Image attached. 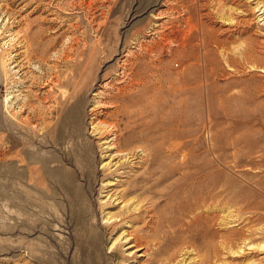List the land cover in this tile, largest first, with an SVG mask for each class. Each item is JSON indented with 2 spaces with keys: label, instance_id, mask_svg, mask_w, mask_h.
<instances>
[{
  "label": "rangeland",
  "instance_id": "obj_1",
  "mask_svg": "<svg viewBox=\"0 0 264 264\" xmlns=\"http://www.w3.org/2000/svg\"><path fill=\"white\" fill-rule=\"evenodd\" d=\"M150 159L203 166L197 219L126 194ZM153 200L175 264H264V0H0V264H138Z\"/></svg>",
  "mask_w": 264,
  "mask_h": 264
},
{
  "label": "bare ground",
  "instance_id": "obj_2",
  "mask_svg": "<svg viewBox=\"0 0 264 264\" xmlns=\"http://www.w3.org/2000/svg\"><path fill=\"white\" fill-rule=\"evenodd\" d=\"M146 84V83H145ZM152 86V85H151ZM154 86V85H153ZM147 87H148V84H147ZM151 89V91H152V89H155V92L154 93H152L153 94V97L155 96H159L161 93H162V95H164L165 96V94H170V92H172L171 90V88H165V86H164V84H162V83H159L158 85H156V86H154V87H151V88H149V90ZM137 91V90H136ZM143 92V91H142ZM153 92V91H152ZM138 93H140V96H141V91L140 92H135V98L137 97V98H139L140 99V96H139V94ZM173 93V92H172ZM138 94V95H137ZM161 95V96H162ZM171 95V94H170ZM143 96V95H142ZM160 96V97H161ZM148 97V96H147ZM132 98V97H131ZM162 98V97H161ZM155 99V98H154ZM169 99H170V97H169ZM172 99V98H171ZM142 100V99H141ZM159 100V99H158ZM164 100V99H163ZM162 99H161V101H160V107H161V111L162 110H164V109H166V111H171V110H173V108H172V106H170V104H167V103H163L162 101H163ZM168 100V99H167ZM145 101V100H144ZM173 101V100H172ZM153 102V101H152ZM158 102V101H157ZM171 102V101H170ZM145 103H148V102H146L145 101ZM173 105V104H172ZM175 105V104H174ZM140 110V109H139ZM153 111V109H150V110H148V112L146 113V115H151L152 114V111ZM143 111H144V109H143ZM138 112V111H137ZM139 113H142V112H139ZM162 113V112H161ZM166 113V112H165ZM154 114H155V112H154ZM141 115V114H140ZM144 115V114H143ZM143 117V116H142ZM164 120V119H163ZM141 122V121H140ZM135 126V125H134ZM147 128V127H146ZM155 128H156V126H155ZM149 131H153L154 130V127L152 126H150L149 127ZM133 131V130H132ZM137 133V132H136ZM142 133V132H141ZM140 133V134H141ZM151 135H152V133H151ZM139 139L141 138V137H138ZM146 138V137H145ZM133 139V138H132ZM152 140V139H151ZM148 146V145H147ZM146 146V147H147ZM143 147H145V146H143ZM156 147V146H155ZM153 148V147H152ZM145 149V148H144ZM144 149H138V150H141V151H144ZM147 149V148H146ZM145 149V150H146ZM150 149H151V146H150ZM152 150V149H151ZM150 150V151H151ZM154 151V150H153ZM152 152V151H151ZM142 153V152H141ZM146 154H147V151H146ZM156 153H154V155H155ZM144 156H145V153H144ZM151 156V155H150ZM156 156V155H155ZM147 157V156H146ZM153 157V156H152ZM167 158V157H166ZM146 160V159H145ZM144 160V161H145ZM149 162H148V164L146 163V167H145V173H146V175L145 176H140L139 178H138V183H136L134 186H132V188H130L129 190H128V192H126V194H130V193H133V192H135V191H138V190H140V191H142V192H149V193H153V196H155V197H157L158 199L159 198H168V197H173V198H177V203H178V205H177V211L178 212H180L181 213V215H187L188 217H189V214H196V216H195V219H197V215H200V212L203 210V176L201 175V173H203V166H196V167H194L193 166V168L192 169H189V170H185V168H187V166H185V164H178V165H176L175 167H171L170 169H169V172H166V173H164L163 171H162V169L159 167V166H157L153 161H152V159H150V160H148ZM157 163V162H156ZM130 167V166H129ZM163 167V166H162ZM120 168H122V167H120ZM165 170V169H164ZM134 172V171H133ZM175 175H178L177 177H175V179L174 180H172V181H175L173 184H174V187H170L169 188V191H167L166 193H158V192H155L154 191V187L155 186H158L159 184H161V183H164L165 181H167V180H169L172 176H175ZM171 181V182H172ZM140 183H142V184H140ZM194 183V185H196L195 183H198L199 185H200V187L199 186H197V187H199L198 189H197V187L196 186H194V185H192V186H194L196 189H192V188H190V185L191 184H193ZM163 185V184H162ZM165 185V184H164ZM160 189V188H159ZM163 189V188H162ZM161 189V190H162ZM156 190H158V189H156ZM150 195V194H149ZM122 196V195H121ZM145 196V195H144ZM143 196V197H144ZM148 196V194L146 195V197ZM189 196H191L190 198H189ZM138 198H139V196H137ZM136 197V198H137ZM142 197V196H141ZM192 198V199H191ZM156 200V199H155ZM170 200V199H169ZM150 201H152V200H150ZM174 201H175V199H174ZM144 202V201H143ZM149 202V201H148ZM168 202V201H167ZM170 202V201H169ZM169 202H168V204H169ZM172 202V201H171ZM175 202V203H176ZM161 204V203H160ZM158 202H154V200H153V202H152V204H151V206H150V208H148V210L149 211H154V210H156V213L158 214V207H159V205H160ZM206 204H207V202H206ZM166 206H168V205H166ZM170 206L171 205H169V208H170ZM142 207V206H141ZM144 207V206H143ZM161 207H163L162 205H161ZM147 208V207H146ZM145 208V209H146ZM166 208V207H165ZM130 209V208H129ZM129 209H127V212H128V210ZM139 209H140V207H139ZM171 209H172V207H171ZM135 210V209H134ZM134 210H132V213L134 212ZM147 210V211H148ZM140 211V210H139ZM167 211V210H166ZM123 212H125V211H123ZM137 212H138V210H137ZM137 212H136V214H137ZM155 213V212H154ZM163 213V212H162ZM172 213V212H171ZM140 214H141V212H138V214L136 215V216H134V217H141V220H142V216H140ZM179 214V213H178ZM118 215H119V213H118ZM152 215H153V213H151L150 215H148V216H150L151 217V219L150 220H152ZM172 215H173V213H172ZM202 215H203V213H202ZM170 216V215H169ZM178 216V215H177ZM176 216V217H177ZM117 217H119V216H117ZM171 217H174V216H171ZM190 217H191V215H190ZM168 218V217H167ZM167 218H163V216L161 215V214H158L157 215V219H158V224H157V226H156V228H154V231H153V233L151 234V235H148L149 236V238L146 236V237H144V235L143 236H140L139 235V233H141L142 231H144L145 230V228H144V226H143V228H141V229H139L138 230V232H136V227L134 228L133 227V230L135 229V233H134V231L132 230V228H131V230L133 231V233H127V235H128V238L127 239H124V240H128V241H132L131 242V244L129 245V247H134V254H135V251L136 252H139V254L137 255L136 254V256L137 257H141L143 260L142 261H140V260H138L137 262H138V264H173L174 263V258H175V254H176V251H173V253H170L169 252V250L174 246V244H176V243H178V242H180V241H176V240H178V239H174V237H175V235L177 234V233H186L188 230H190L191 228H168V230H169V232H164V231H162V230H160V228H159V225H160V223H163V222H165V221H167L168 223L166 224V225H164V227H166V226H172L173 225V222L171 221V219L169 220V219H167ZM179 218H180V214H179ZM181 218H182V216H181ZM180 218V219H181ZM187 218V217H186ZM131 219H133V218H131ZM135 219V218H134ZM140 219V218H139ZM149 219V218H148ZM156 219V220H157ZM180 219H178V220H180ZM200 219V218H199ZM118 220V219H117ZM126 221H127V219H125ZM184 220V219H183ZM116 221V220H115ZM125 221V222H126ZM186 221V220H185ZM184 221V222H185ZM195 222H197L198 220H194ZM128 222V221H127ZM179 222H182V221H179ZM145 223V222H144ZM154 223V222H153ZM141 224H143V223H141ZM140 225V224H139ZM138 225V226H139ZM144 225V224H143ZM185 225V224H184ZM164 227H162V228H164ZM161 228V229H162ZM153 229V228H152ZM172 230V231H171ZM127 231V230H126ZM130 231V230H129ZM145 232V231H144ZM143 232V233H144ZM151 232V231H150ZM171 232H174L175 233V235H173V234H171ZM126 234V233H125ZM187 235V237L189 236L188 234H186ZM192 237H195V235H193ZM186 237H183V239H185ZM200 238H201V236H200ZM179 239H180V235H179ZM182 239V240H183ZM194 239V238H193ZM196 239H197V237H196ZM190 240H191V237H190ZM189 239L188 240H186V242L188 243L189 241H190ZM200 241V240H199ZM195 242V241H194ZM196 243H198V242H196ZM198 245V244H197ZM181 246V245H180ZM187 246V245H186ZM196 246V245H195ZM194 247V246H193ZM197 247V246H196ZM179 248V247H178ZM192 248V247H191ZM262 248L264 249V245L262 246ZM184 248L183 247H181V249H179V251L178 252H181L182 250H183ZM177 250V249H176ZM189 250V249H188ZM193 250V249H192ZM195 250H196V248H195ZM198 250V249H197ZM132 251V250H131ZM189 252H191V251H187V253H189ZM186 253V254H187ZM195 253V252H194ZM197 253V252H196ZM131 254V253H130ZM183 254H185L184 253V251H183ZM132 255V254H131ZM196 255V254H195ZM203 257H205L204 256V254H201ZM186 256V255H185ZM188 256V255H187ZM199 256V255H198ZM197 256V257H198ZM190 257V256H189ZM182 258H184L183 256H182ZM188 258V257H187ZM194 258V257H193ZM129 259V258H128ZM180 259V258H179ZM186 259V258H185ZM195 259V258H194ZM202 259V258H201ZM200 259V260H201ZM124 260V259H123ZM145 260V261H144ZM198 260V259H197ZM108 261H110V258H109V260ZM143 261H144V263H143ZM184 261V260H183ZM193 261V260H192ZM189 262H191V261H189ZM199 262V261H198ZM198 262H197V264H198ZM184 263V262H183ZM121 264V263H120ZM175 264V263H174ZM177 264V263H176ZM178 264H180V263H178ZM187 264V263H186Z\"/></svg>",
  "mask_w": 264,
  "mask_h": 264
}]
</instances>
